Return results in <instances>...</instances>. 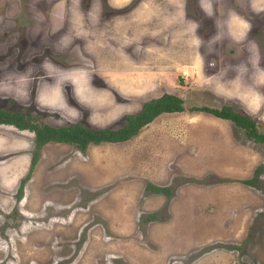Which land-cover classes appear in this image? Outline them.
I'll return each mask as SVG.
<instances>
[{
  "label": "rangeland",
  "instance_id": "rangeland-1",
  "mask_svg": "<svg viewBox=\"0 0 264 264\" xmlns=\"http://www.w3.org/2000/svg\"><path fill=\"white\" fill-rule=\"evenodd\" d=\"M164 92L264 134V0H0V109L115 129ZM186 109L125 142L43 144L20 195L33 134L0 124V168L19 169L0 181V264H264V144Z\"/></svg>",
  "mask_w": 264,
  "mask_h": 264
},
{
  "label": "trees",
  "instance_id": "trees-1",
  "mask_svg": "<svg viewBox=\"0 0 264 264\" xmlns=\"http://www.w3.org/2000/svg\"><path fill=\"white\" fill-rule=\"evenodd\" d=\"M186 109L179 96L169 93H162L154 98H149L141 103L138 112L126 114L123 123L117 128H98L82 122L66 123L59 126H51L45 123L35 122V117L28 111H8L0 109V124L10 125L17 130H27L33 134V150L31 152L27 172L18 181L17 195L22 192L23 183L29 178L32 167L37 160L39 148L47 142L66 143L73 145L79 150H84L88 144H99L101 142H121L136 135L141 127L148 124L161 113L181 112ZM186 110L190 112H204L216 118L228 120L235 126L244 130L245 136L254 142L264 144V134L259 129L260 123L248 114L235 109L231 105L210 107L207 105H190ZM258 177V170L249 179L242 180V183L255 186V179ZM145 189L153 193H163L167 196L170 191L166 187L146 183ZM153 218V214L147 219Z\"/></svg>",
  "mask_w": 264,
  "mask_h": 264
},
{
  "label": "crops",
  "instance_id": "crops-1",
  "mask_svg": "<svg viewBox=\"0 0 264 264\" xmlns=\"http://www.w3.org/2000/svg\"><path fill=\"white\" fill-rule=\"evenodd\" d=\"M238 20V19H237ZM237 20L235 21V22H233V25L234 26H237L238 24H237ZM232 22H230V23H232ZM242 73H243V71H241ZM245 72V71H244ZM246 73H248V71L246 72ZM254 76V74H252L251 75V77L248 79V81H247V83L248 84H250V85H246V86H244L245 87V90H247V88L249 89V90H253L254 89V84H256V80H255V78L253 77ZM252 84V85H251ZM209 89H212V88H210L209 87ZM173 113H175V112H173ZM208 114V113H207ZM139 132V131H138ZM138 134V133H137ZM135 136V135H134ZM133 137V136H132ZM132 137H130L129 139H127V140H130ZM32 138H33V135H32ZM127 140H125V141H127ZM125 141H121V142H125ZM108 143H114V142H108ZM119 143V142H118ZM23 155H25V154H23ZM26 160L28 161V164H29V161H30V157L29 156H27V158H26ZM15 166H13V167H8V168H6V169H2V168H0V181H2L3 183H4V185L5 186H7V183L9 184V181H8V171L7 170H9L10 169V171L11 172H14V173H17V170H19L18 169V167H17V165L16 164H14ZM19 166H22L21 168L24 170L25 168L23 167V165H19ZM26 170H28V169H26ZM26 173V172H25ZM12 174V173H11ZM3 177H5V180H4V178ZM152 184V183H151ZM153 185H156V184H153ZM157 186H159V185H157ZM161 187H165V186H161ZM167 188V187H166ZM146 190V189H145ZM151 192V191H150ZM153 193V192H152ZM154 194H157V193H154ZM159 194H163V193H159ZM171 194V193H170ZM170 194L167 196L166 194H163V195H165L166 197H169L170 196ZM50 203V202H49ZM150 204V203H149ZM47 212H44V214H46ZM111 214V213H110ZM150 214V213H149ZM49 215V214H48ZM111 217H112V215H111ZM154 217H155V215H154ZM153 217V218H154ZM13 247V244L11 243V245H10V248H12ZM151 262H153V261H151ZM198 263H200V264H203V261H199ZM151 264H157L156 263V260L153 262V263H151Z\"/></svg>",
  "mask_w": 264,
  "mask_h": 264
}]
</instances>
